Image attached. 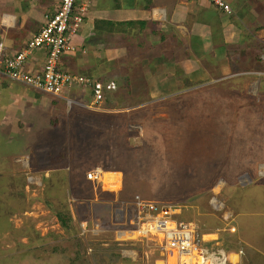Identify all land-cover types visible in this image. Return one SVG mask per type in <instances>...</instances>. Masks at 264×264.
I'll return each mask as SVG.
<instances>
[{"label": "rangeland", "instance_id": "rangeland-1", "mask_svg": "<svg viewBox=\"0 0 264 264\" xmlns=\"http://www.w3.org/2000/svg\"><path fill=\"white\" fill-rule=\"evenodd\" d=\"M214 55L187 64L188 72H201L170 85L177 93L170 100L117 116L122 130L95 129L87 144L93 156L75 162L73 173L87 179L92 164L119 166L125 174L119 189L106 186L105 174L101 185L79 181L82 189L51 176L43 183L29 175V189L1 180L0 264H176L153 236L132 233L130 203L137 195L181 207L180 219L197 224L209 241V263L228 264L224 254L236 250L239 264H264L262 250L245 243L257 238L264 245V69L234 75L227 53ZM137 125L145 133L140 147ZM101 140L118 148L103 152Z\"/></svg>", "mask_w": 264, "mask_h": 264}, {"label": "crops", "instance_id": "crops-1", "mask_svg": "<svg viewBox=\"0 0 264 264\" xmlns=\"http://www.w3.org/2000/svg\"><path fill=\"white\" fill-rule=\"evenodd\" d=\"M77 1L78 5H88V13L72 39L75 51L62 56L59 68L103 82L115 81L118 88L107 93L102 106L95 108L86 106L93 101L90 87H71L65 93L73 100L68 103L65 98L0 76V181L14 179L23 186L28 184L29 189V175L43 183L52 180L51 176L54 181H72L82 189L79 181L86 180L87 185L96 182L80 173L75 176L73 170L79 169L73 166L82 158L86 164V158L93 156L87 144L95 129L107 128L105 131L113 134L115 127L122 130L116 124L117 116L154 108L155 101L170 100L177 94L170 85H185L201 72H188L190 62L201 64L203 55L211 57L216 52L219 56L221 51L235 63L234 75L244 76L246 72L240 73L244 68L250 72L264 69V0H224L232 7L231 14L206 0ZM58 3L0 0V52L10 57L24 51ZM46 57L45 48L29 52L25 71L41 73ZM112 104L117 107L111 108ZM156 116L153 110V120L161 118ZM131 126L129 123L124 135L132 134ZM137 126L141 130L136 137H140V147L145 133L142 125ZM103 141V152L118 148L115 140L108 145ZM92 165L87 173L98 169L125 178L119 166ZM245 243L264 254V245L259 247L257 238Z\"/></svg>", "mask_w": 264, "mask_h": 264}, {"label": "built area", "instance_id": "built-area-1", "mask_svg": "<svg viewBox=\"0 0 264 264\" xmlns=\"http://www.w3.org/2000/svg\"><path fill=\"white\" fill-rule=\"evenodd\" d=\"M206 1L229 14L233 13L232 7L224 0ZM77 2V0H59L55 12L47 15L45 26L32 37L24 51L10 57L0 52V76L23 83L32 89L65 98L68 103H72L73 100L65 97V93L71 87L76 85L90 87L93 101L86 106L99 108L106 100L107 93L117 90V83L103 82L59 68L62 56L75 51L72 39L80 31L88 13V5H78ZM41 48L47 50L43 71L38 74L25 71L24 65L28 53ZM103 175L102 170L96 169L87 173V179L101 185ZM130 205L134 209L130 224L136 227L132 233L137 234V239L153 236L166 251L168 260L173 259L176 264H213L209 263L210 254L207 256L204 249V245L209 241L205 240L204 234H199L197 224L180 219L181 207L145 200L139 195ZM227 226L229 230L231 225ZM82 227L85 230V223ZM230 233L236 234L237 228L232 227ZM241 255L242 252L229 253L223 256L222 263L239 264ZM232 256L238 258L233 259Z\"/></svg>", "mask_w": 264, "mask_h": 264}, {"label": "bare ground", "instance_id": "bare-ground-1", "mask_svg": "<svg viewBox=\"0 0 264 264\" xmlns=\"http://www.w3.org/2000/svg\"><path fill=\"white\" fill-rule=\"evenodd\" d=\"M105 184L106 186L110 185V188L119 189L121 187V175L120 173H105ZM130 234V233H129ZM127 235L123 236L124 238ZM122 237V238H123ZM133 237V235H132ZM170 263H173L172 261Z\"/></svg>", "mask_w": 264, "mask_h": 264}, {"label": "trees", "instance_id": "trees-1", "mask_svg": "<svg viewBox=\"0 0 264 264\" xmlns=\"http://www.w3.org/2000/svg\"><path fill=\"white\" fill-rule=\"evenodd\" d=\"M59 217H60V216H59ZM60 220H61V222H63V223H64V221H65L64 219H61V218H60Z\"/></svg>", "mask_w": 264, "mask_h": 264}]
</instances>
